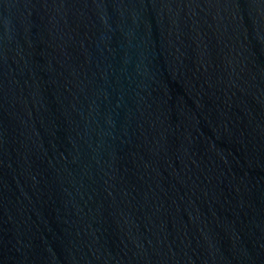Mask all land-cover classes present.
Instances as JSON below:
<instances>
[{
  "label": "water",
  "instance_id": "1",
  "mask_svg": "<svg viewBox=\"0 0 264 264\" xmlns=\"http://www.w3.org/2000/svg\"><path fill=\"white\" fill-rule=\"evenodd\" d=\"M0 264H264V0H0Z\"/></svg>",
  "mask_w": 264,
  "mask_h": 264
}]
</instances>
